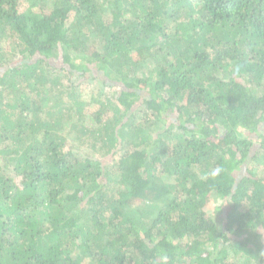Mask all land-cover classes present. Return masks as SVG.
<instances>
[{"label":"trees","instance_id":"trees-1","mask_svg":"<svg viewBox=\"0 0 264 264\" xmlns=\"http://www.w3.org/2000/svg\"><path fill=\"white\" fill-rule=\"evenodd\" d=\"M0 264H264V0H0Z\"/></svg>","mask_w":264,"mask_h":264},{"label":"rangeland","instance_id":"rangeland-1","mask_svg":"<svg viewBox=\"0 0 264 264\" xmlns=\"http://www.w3.org/2000/svg\"><path fill=\"white\" fill-rule=\"evenodd\" d=\"M91 84L90 85H94L95 86V84L94 83H92V82H90ZM107 92H111V93H113V94H116L117 93V91H115V90H108L106 87H102V89H100V91H99V94H102V95H107ZM103 100H104V98H102ZM94 111H93V113H95V116L97 117V115H98V111H99V109L101 108V102L99 103V104H96V105H94ZM98 110V111H97ZM97 111V112H96ZM97 119V118H96ZM93 121V120H92ZM88 124H92V122H88ZM156 134H157V132H155ZM76 144H78V143H76ZM84 151L85 152H87V153H91L90 151H89V148H87V147H85L84 148ZM212 207V204H208L207 206H206V208L208 209V210H210L211 211V208Z\"/></svg>","mask_w":264,"mask_h":264},{"label":"clouds","instance_id":"clouds-1","mask_svg":"<svg viewBox=\"0 0 264 264\" xmlns=\"http://www.w3.org/2000/svg\"><path fill=\"white\" fill-rule=\"evenodd\" d=\"M222 172V169L219 167L213 168L211 170H209L207 173L204 174V176L202 177L203 179L207 180L208 178H216L220 175V173Z\"/></svg>","mask_w":264,"mask_h":264}]
</instances>
